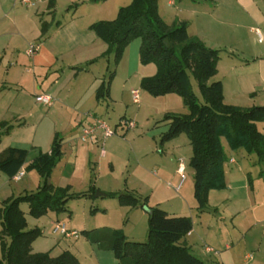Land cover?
<instances>
[{
  "label": "crops",
  "instance_id": "0c3cea01",
  "mask_svg": "<svg viewBox=\"0 0 264 264\" xmlns=\"http://www.w3.org/2000/svg\"><path fill=\"white\" fill-rule=\"evenodd\" d=\"M43 1L36 0V4ZM168 5L175 8L178 5L182 9V15L178 17L177 23H189L190 37L200 39L213 49L221 50L228 46L232 49L234 46L230 43L233 42L238 45H243L244 42L246 44V34L255 35L254 29L264 28V8L258 0H209L205 2L179 0V3L177 0H168ZM54 19L53 17L51 23L45 22L44 24L43 20H40L43 25L40 34L42 37H46L45 35L48 37L44 42L37 44L39 51L33 57L27 54L28 49L25 48V55L30 57L28 64L24 65L23 62L20 64L17 60L12 61L14 59L10 60L13 63L7 72L11 75L14 71L16 77L14 80L10 79L8 83L21 87L22 90H16L17 93L4 96L8 101V107L5 109V114L1 116L0 123H7L12 128L2 136L0 152L8 147H18L28 149L29 156L25 167L21 170L24 176L20 181H14L13 178L1 172L6 176L1 177L0 175V195L6 197L3 202L14 197L11 194V183L23 182L27 176H31L34 180L29 182L28 189L36 188L37 191L42 179L36 171H27L26 167L41 153L51 151L56 136L63 139V157L53 171L51 182L56 187L69 186L72 192L78 185H86L88 190L92 186L100 189L96 183V176H94V164H98L100 158H107L108 152H111L112 156L121 158L127 155L129 163L132 155H139L140 163L147 157H156L155 148L151 146H148L146 152L136 151L135 140L130 141L116 135L118 127L114 130L109 126L115 132L111 137L104 138L100 130L98 136L96 134L87 141L81 140L84 130L95 126L96 121L102 119V112L116 104L114 79L125 61H120L116 66L117 70L110 84L109 96L99 100L97 89L102 82L106 81V73L110 70V61H101L106 59L102 56L108 50L107 44L90 29L93 23L84 27L72 18L70 22L64 24L58 22L54 26ZM13 27L15 35L27 37L23 36L22 31L16 30V21ZM43 28L46 29L45 33H43ZM4 32L5 28L2 25L0 35ZM35 40L38 41L37 36ZM253 57H255L254 64L260 62V71L264 74V53ZM228 59L226 65L229 64L230 69L236 70L235 61L237 59L233 57H228ZM223 61L225 60L220 58L216 76L220 75L219 70ZM144 78L147 77L140 76V86ZM221 81L224 86L225 103L241 108L256 106L251 97L257 94V88L261 84V77H258V73H241L230 78L226 76ZM9 86H6L8 90H10ZM6 92L7 90H4L2 96ZM38 95H50L54 99L53 105L46 106L37 102L36 96ZM241 95L248 96L251 102H246L247 105L243 106ZM44 106L47 111L43 109ZM130 121H134L132 117L124 120L126 124ZM44 123H46L45 130L41 131ZM14 130H17V133L15 137H12ZM100 139L103 142L107 140L103 143L104 145L102 144L101 153L98 156L96 145L98 146ZM174 147L179 148V144ZM238 154L243 159L240 164L234 156L228 159L231 166L239 164V168L225 169L227 188L210 193L211 210L207 208L205 212L199 213L197 207L191 206L190 209H195L196 212L194 215L187 214L186 206L174 203L172 211L176 208L179 212H172L173 214L168 212L170 215L192 218L193 230L182 240V243L187 245L193 254L197 251L198 254L195 255L205 264H264V164L249 159V155L246 157L241 152ZM178 159L171 160L170 177L163 169L161 170V165L167 167V159H164L162 163L149 159L146 165L140 166V173L130 176L134 180H128L129 189L133 181L139 183V185L136 184L139 186L138 190L136 186L132 189H136L137 194L142 198H148V205L154 207L150 201L155 191L168 189L164 187V179L168 178L175 183L177 177L180 176ZM153 166H157L162 171L161 176L156 172L152 174L150 168ZM33 172L38 174L39 180L31 175ZM179 186L180 182L176 189L181 192L184 187L178 190ZM108 193H105V197H108ZM159 205L161 204H157ZM120 206L123 209L126 208L125 213L129 208L127 213L131 214L130 220L135 225V228L128 234L126 232L128 238L147 237V210L121 204ZM103 209L106 210V208Z\"/></svg>",
  "mask_w": 264,
  "mask_h": 264
},
{
  "label": "trees",
  "instance_id": "16d2710c",
  "mask_svg": "<svg viewBox=\"0 0 264 264\" xmlns=\"http://www.w3.org/2000/svg\"><path fill=\"white\" fill-rule=\"evenodd\" d=\"M102 2L106 0H94ZM209 1V0H194ZM159 0H131L121 8L112 21H99L90 29L107 46L102 56L114 54V66L122 60L127 45L141 39V63L156 64L157 73L144 78L143 90L153 96L176 93L191 110L189 115H167L169 128L163 133L161 143L172 141L186 134L192 147L191 168L194 170V197L199 213L207 210L211 191L227 188L224 164L228 158L223 147L226 139L234 152L241 150L255 155L264 164V133L258 123L264 122V106L241 108L225 103L223 82H211L217 75L220 50L208 47L198 38H192L186 22L173 27L161 18ZM49 6H54L50 0ZM46 29L43 28V33ZM169 41L170 47L166 46ZM115 70L108 80L97 89V98L109 96L110 84ZM194 77L202 95V101L193 89ZM12 126L0 123L1 138ZM29 150L8 147L0 152V172L9 178L17 175L26 165ZM63 157V139L56 136L50 152L41 153L26 167L36 171L42 183L36 192L26 193L5 200L0 207V232L2 259L0 264H80L69 252L59 257L49 253H34L33 243L43 235L40 228L28 229V222L21 205L29 204V214L40 218L49 212H68V204L76 199L96 198L97 189L76 193L71 187H56L51 182L53 171ZM123 206L143 208L148 212V240L130 241L123 230L111 228L83 231L87 239L99 249L113 252L119 264H205L193 254L182 240L193 230L189 216L170 215L159 206L150 207L148 198L134 192L108 193ZM96 210H93L95 212Z\"/></svg>",
  "mask_w": 264,
  "mask_h": 264
},
{
  "label": "rangeland",
  "instance_id": "374dc122",
  "mask_svg": "<svg viewBox=\"0 0 264 264\" xmlns=\"http://www.w3.org/2000/svg\"><path fill=\"white\" fill-rule=\"evenodd\" d=\"M32 1L35 3L34 6L24 5L22 0H0V28L3 25L6 32L0 35V118L5 114V109L8 107V101L4 96H9L11 93H17L19 90H22L21 87L8 83L10 79L14 80L16 77L14 71L11 72V75L7 72L13 63H11L10 60L14 59L12 61L17 60L20 64H22V62L24 65L28 64L30 57L25 55V48L29 49L31 44L36 45L40 42H44L48 37L47 35H45L46 37H42V34H40L43 27L40 23L41 19L43 20V24L45 22L51 23L54 17L55 26L58 22L64 24L70 22L73 18L85 27L87 24L99 21H112L117 17L121 8H125L131 4V0H106L102 2H95L94 0H53L54 6L50 7V0H44L39 4H36V0ZM177 1L179 3V0ZM258 2L264 8V0H258ZM158 7L161 18L168 26L173 27L180 24L177 23V19L182 15V9L178 5L176 8L171 7L168 5V0H159ZM14 21L17 22L16 30L22 31L24 34L23 36H27L28 38L15 35V28L13 27ZM187 24L189 26V23ZM260 28L264 31V28ZM38 33L40 34L39 36L37 35ZM246 35V44L244 42L243 45H238V43L233 42L230 44L231 46L233 45L234 48L230 49L231 47L228 46L220 50L221 58L225 61L221 64L219 70L220 75L215 76L211 82L221 81L224 80L226 76L230 78L241 73H258V77H261V84L260 87L257 88V94L251 97V99H254L252 102H254L256 106H264V74L260 71V62H258L259 64H254L255 57H253L264 53V44H260L255 35ZM36 36L38 37V41L35 40ZM140 47V38L132 40L127 45L121 60L125 62L120 66L118 70L119 74L115 77V81L113 80L115 83L114 95L116 104L111 106L110 109H105V111L102 112L101 120L114 130L118 127L117 136L127 138L130 141L135 140L136 151L140 150L141 152H146L148 146H151L153 149L155 148L156 157H147L140 163L139 155H132L129 163L127 155L121 158L119 156H112L111 152H108L107 158H100L99 163L94 164V176H96V183L100 188L97 189V192H134L137 194L136 189L138 190L139 186L137 185H139V183L133 181L130 185L132 187L129 189L127 182L128 180H134L133 177L130 178L131 175L141 172L140 166L146 165L149 159H152V161L154 159V162L161 161V163L164 159H167V167L161 165V170L163 169L168 177H170L171 160L183 158L186 162L187 171L186 181L184 182L185 185H182L184 187L182 191L178 192L176 189L177 184L181 181L180 176L177 177L175 183L168 178L164 179V187L168 189L165 191H155V195L152 197L153 199L150 201V204L152 206H157V204L160 203L161 205H159V207L173 214L172 212H179L176 208L172 211V209H174L172 206L176 203L180 206H186V210H188L187 214L194 215L196 210H192L190 207H197L196 205L198 204L194 198L195 173L190 165L192 156L190 140L186 134H182L172 141L165 142L164 144L161 143L163 133L169 128L168 121H164V118L167 115H189L191 110L186 106L184 99L176 93L156 97L141 88L139 83L140 76L149 77L155 75L157 73V66L154 63L148 65L141 63ZM228 57L237 59V61H235L237 63L236 70L230 69L229 64L226 65L227 60L229 61ZM101 61H110V70L106 73V80H108L110 72L117 70L114 66V54H111L108 58ZM191 82L195 93L199 97V101H202V95L194 77L191 78ZM6 86H9L10 90H8ZM4 90H7V92L2 96ZM133 90H138L140 92L141 99L139 105L133 102ZM241 102L243 106H246V102L251 101L248 96L241 95ZM43 109L47 111L46 106H44ZM131 117L137 125L135 129H130L124 122L125 119ZM121 121L123 122L121 123ZM45 125L46 123L42 125L41 131L45 130ZM258 127L259 130L264 133V122L258 123ZM12 133V137H15L17 130H14ZM96 136H98V131ZM105 141L103 142V140L100 139L98 141V146L96 145L98 156L101 153L102 144L105 143ZM222 141L227 158L230 159V157L234 156L240 164L243 161L240 154L230 149L226 139ZM177 144H179V148L174 147ZM239 152L248 157L245 151L241 150ZM249 157L251 160L258 161L255 155H249ZM239 164L237 166H231L227 160L224 164V169L235 170L239 168ZM150 170L152 174L156 172L161 176L162 171H160L157 166L151 167ZM0 175H2L1 177H6L1 172ZM31 175L37 177L38 180L40 179L36 172H33ZM30 181L34 180L31 176H27L23 182H12L11 194L14 195V197H18L26 193L30 194L35 192L36 188L28 189ZM134 186H136V189H132ZM87 190L88 187L86 185H78L73 189V192H83ZM4 198H6L4 195H0V207L2 206ZM21 208L26 215L28 229L40 228L43 231V235L33 243L32 250L34 253H49L52 257H59L63 253L69 252L77 258L80 264H119L113 252L101 250L96 245H93L87 237L84 236L82 233L83 231L111 228L123 230L125 234L126 232L128 234L135 228L133 221L130 220L131 214L127 213L129 208L125 213L124 209L126 208L123 209L117 199L110 197L71 200L68 204V212L60 214L49 212L47 215L40 218L33 217L29 214L30 208L28 203L22 204ZM103 208H106V210ZM93 210L96 211L93 212ZM208 210H211L210 205L208 206ZM58 224L65 226L69 233L76 231L78 237H65L60 233L55 234L54 229ZM129 240L146 242L148 237L140 236L136 239L131 237ZM194 252L198 254L197 251ZM1 259L2 252L0 242V260Z\"/></svg>",
  "mask_w": 264,
  "mask_h": 264
},
{
  "label": "built area",
  "instance_id": "2783aa9c",
  "mask_svg": "<svg viewBox=\"0 0 264 264\" xmlns=\"http://www.w3.org/2000/svg\"><path fill=\"white\" fill-rule=\"evenodd\" d=\"M22 3L28 6L35 5V3L32 0H22ZM253 32L255 33L258 42L260 44H264V31H262L260 28H256L253 30ZM38 51H39V45L31 44L27 51V54L30 57H33ZM132 96H133V102L136 105H139L140 99H141L140 92L138 90H133ZM36 101L46 106H52L54 103V99L50 95H38L36 96ZM127 125L130 129H135L137 127L134 121L128 122ZM100 130L103 132L104 138L111 137L115 134V132L104 121L97 120L95 126L84 130L83 135L81 136V140L87 141L88 139L93 138L97 134V131H100ZM186 171H187L186 162L183 158H180L179 164H178V174L181 177V181H180V186L178 187V190L181 189L182 185L186 181ZM23 176H24V172L20 171L17 175L13 177V180L20 181L23 178ZM54 233L55 234L60 233L61 235L65 237H73V236L78 237L77 232L69 233L66 230L65 226L59 225V224L55 226Z\"/></svg>",
  "mask_w": 264,
  "mask_h": 264
},
{
  "label": "water",
  "instance_id": "95a60500",
  "mask_svg": "<svg viewBox=\"0 0 264 264\" xmlns=\"http://www.w3.org/2000/svg\"><path fill=\"white\" fill-rule=\"evenodd\" d=\"M165 43H166V46L167 47H170V44H169V41L168 40H165ZM106 194L105 193H102V192H97L96 193V197H105Z\"/></svg>",
  "mask_w": 264,
  "mask_h": 264
}]
</instances>
